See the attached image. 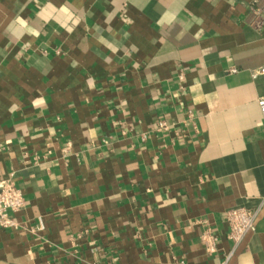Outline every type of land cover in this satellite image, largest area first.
Returning <instances> with one entry per match:
<instances>
[{"label": "crops", "instance_id": "0c3cea01", "mask_svg": "<svg viewBox=\"0 0 264 264\" xmlns=\"http://www.w3.org/2000/svg\"><path fill=\"white\" fill-rule=\"evenodd\" d=\"M262 6L0 0V264H264Z\"/></svg>", "mask_w": 264, "mask_h": 264}, {"label": "built area", "instance_id": "2783aa9c", "mask_svg": "<svg viewBox=\"0 0 264 264\" xmlns=\"http://www.w3.org/2000/svg\"><path fill=\"white\" fill-rule=\"evenodd\" d=\"M252 13L254 25L257 27L263 26L264 6L252 9ZM233 71L235 72L236 69H233ZM260 75L264 76V67H260L253 72L255 78ZM257 104L264 124V96H260L257 99ZM159 126L163 129H168L169 127L166 122H161ZM24 205L25 198L23 192L16 185L14 179L10 176L0 180V226L3 228H16L18 223L12 218L11 213L20 211ZM259 211L260 207H233L227 211L226 222L229 228L228 237L233 243V248L222 261L216 264H228L234 251L245 239L247 234L255 230V222ZM92 250L96 251V248ZM209 251H213V247H209Z\"/></svg>", "mask_w": 264, "mask_h": 264}]
</instances>
